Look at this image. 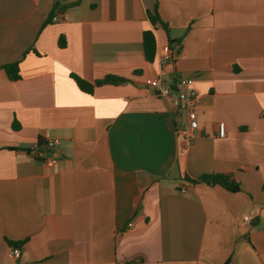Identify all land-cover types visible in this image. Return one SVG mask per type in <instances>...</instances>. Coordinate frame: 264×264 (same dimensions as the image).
Returning a JSON list of instances; mask_svg holds the SVG:
<instances>
[{"label":"crops","instance_id":"crops-1","mask_svg":"<svg viewBox=\"0 0 264 264\" xmlns=\"http://www.w3.org/2000/svg\"><path fill=\"white\" fill-rule=\"evenodd\" d=\"M175 76L199 97L184 154V115L149 86ZM215 173L239 189L189 181ZM12 243L21 264H264V0H0V264Z\"/></svg>","mask_w":264,"mask_h":264},{"label":"built area","instance_id":"built-area-1","mask_svg":"<svg viewBox=\"0 0 264 264\" xmlns=\"http://www.w3.org/2000/svg\"><path fill=\"white\" fill-rule=\"evenodd\" d=\"M59 19V14H55L51 17L52 21H57ZM171 60V49L168 45H165L162 47L160 63L161 65H165ZM149 86L156 96L170 98L175 110L184 115L182 125L176 130L180 140V154H184L187 146L191 144L198 130L197 106L199 104V97L193 87V80L184 76H175L172 82H167L161 78H154L149 82ZM217 130L218 136L223 137L225 134V124L219 122L217 124ZM57 142L56 139H43V144L36 142L29 149V153L34 159L43 160L52 165L56 163V158L52 155L47 157V153ZM181 191H184V189ZM243 221L250 223L251 218L246 215L243 217ZM10 257V264H21V247L18 245H11Z\"/></svg>","mask_w":264,"mask_h":264},{"label":"trees","instance_id":"trees-1","mask_svg":"<svg viewBox=\"0 0 264 264\" xmlns=\"http://www.w3.org/2000/svg\"><path fill=\"white\" fill-rule=\"evenodd\" d=\"M148 17L154 26L156 24H160L164 28L165 31L168 30L166 23H164L160 19L156 9L153 13H148ZM171 42L172 41H169V43ZM142 47H143L144 58L146 59V61L152 62L154 60L155 53H156V38H155L153 29H147L143 31ZM18 64L19 62L15 61L12 63H7L2 66L7 76L12 80L18 79L20 77ZM72 78L75 80L76 84L81 90L88 92V93L92 92L95 86H98L101 84L117 85V84H122L128 81V79L125 77L111 75V74L105 75L102 79L95 80L94 82H88L75 74H72ZM16 128H17V125H16ZM37 142L39 144H43V139L38 138ZM189 181L191 183H205L208 185H220L233 192L239 189L238 183L236 182V180L233 178L231 174H223V173L203 174L196 179H189ZM12 244L17 245V243H12Z\"/></svg>","mask_w":264,"mask_h":264}]
</instances>
